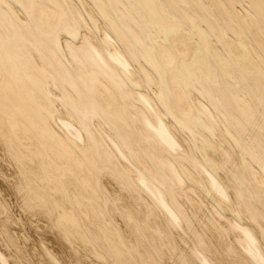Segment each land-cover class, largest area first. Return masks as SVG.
I'll use <instances>...</instances> for the list:
<instances>
[{
	"label": "bare ground",
	"instance_id": "1",
	"mask_svg": "<svg viewBox=\"0 0 264 264\" xmlns=\"http://www.w3.org/2000/svg\"><path fill=\"white\" fill-rule=\"evenodd\" d=\"M0 264H264V0H0Z\"/></svg>",
	"mask_w": 264,
	"mask_h": 264
},
{
	"label": "rangeland",
	"instance_id": "2",
	"mask_svg": "<svg viewBox=\"0 0 264 264\" xmlns=\"http://www.w3.org/2000/svg\"><path fill=\"white\" fill-rule=\"evenodd\" d=\"M10 197V198H9ZM5 199H6V201H7V203H8V205H9V207L12 209V210H14L13 211V214L15 215V217L16 218H20V219H25L26 218V216L21 212V210L19 209V206H18V212H17V208H16V206H17V203H16V201H15V199L13 198V197H11V196H9V195H5ZM12 199V200H11ZM11 200V201H10ZM12 204V205H11ZM205 204H207V202H205ZM16 209V210H15ZM22 215V216H21ZM24 215V216H23ZM18 216V217H17ZM26 231H27V233H26ZM29 233V234H28ZM24 235V234H27L28 236H30L31 237V234H30V232L27 230V229H23L22 230V232H21V235Z\"/></svg>",
	"mask_w": 264,
	"mask_h": 264
}]
</instances>
